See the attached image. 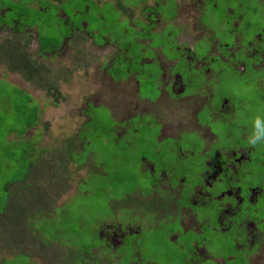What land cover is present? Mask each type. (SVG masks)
<instances>
[{"label":"rangeland","instance_id":"374dc122","mask_svg":"<svg viewBox=\"0 0 264 264\" xmlns=\"http://www.w3.org/2000/svg\"><path fill=\"white\" fill-rule=\"evenodd\" d=\"M24 1L28 0L13 2ZM92 1L80 2L83 7L79 10L63 4V9L68 8L62 15L57 2L36 0L28 6L38 9V6L52 5L42 15L45 23L50 15L53 17L49 27L38 28V31L35 27L24 28L22 33L0 27V264L44 263L43 252L33 256L30 248H19L20 244L15 240L3 239L2 232L9 204L31 199V189H27L26 182L32 183V178L15 181L23 178L30 166L33 169L37 165L54 163L55 158L60 164L59 169L66 167L61 173L69 183L67 188L62 189L51 182L53 179H48L44 187L49 204H27L20 214V221L32 225L45 242H49V253L76 252L75 257L69 258V264H101L104 260L106 264H191L193 259H198L201 264H264V244L248 258L258 245L250 251L241 241L244 237L240 230L242 226H237L239 221L250 220L252 209L257 211L254 216L263 218L264 195L259 197L257 205H240L231 215L230 227L226 230L209 227L210 222L215 221L212 215L216 214L210 211L222 205L213 196L202 200L204 206H193V219L197 223L188 230V226L185 229L178 219L180 210L190 207L188 196L194 185L200 184L204 186V192L215 194L216 190L205 183L210 182L216 172L208 163H217V156L224 155L221 150L217 151L220 145L240 142L254 146L249 154V173L246 169L243 175L229 172V178L232 182L247 179L241 192L244 197L250 194L245 187L262 179L260 190L264 194V174L260 178L257 175L264 161V69L248 74L247 70H240L244 65L238 64L235 72H227L225 80L210 83V87L204 89L205 95L214 94L216 104L224 97L225 105L229 107L225 119L210 121L208 117L204 124L209 122L208 126L216 131L217 142L206 145L193 133H183L181 139L172 140L163 133L169 135L166 128L173 125L172 128L179 129L178 125L186 123L184 118L191 112L182 114V109L186 111L190 105L187 95L196 91L193 86L197 74L189 66L185 72L180 71L178 65L175 69L167 67L165 54L169 57L182 55L184 51L181 48L174 50V46H184L181 43L186 42L189 56L202 58L212 40L229 46L235 42L234 35L241 32L243 39L240 41V35L235 44L240 47L238 57H243V48L248 51L264 48V12L255 4L259 3L264 10V0H250L245 5L242 2L246 0H219L215 8L207 4L213 0H206L205 9L202 0H146L140 4V0ZM238 3L242 5L238 7ZM4 5L0 2V7ZM54 6L64 21L57 17ZM8 16L9 13L6 18ZM153 16L154 21H149ZM33 17L34 14H30L22 19V24ZM128 18L140 22L135 21L134 27H130ZM239 18L240 26L237 27ZM141 19L152 23L153 27L149 29L150 26ZM181 25H185V29L178 32L176 27L181 28ZM200 35H209L212 40L199 41ZM137 38L145 39L139 42L146 46L149 39V46H152H148L151 55L148 54L149 58L144 62L149 63L155 53L159 66L154 63L128 69L119 62L123 56L130 58L139 54ZM39 44L44 49L42 55ZM128 44H131L130 48L122 53L120 50L124 52ZM52 46L60 48L48 53ZM222 52L225 48H217L215 44L209 55L217 57ZM206 57L208 60L210 56ZM261 58L264 59V54ZM159 67L161 71H158ZM175 72L182 74H179L182 92L178 91V98L168 103L171 97L165 92V73L171 79L170 74ZM129 73L134 76H128ZM13 87L29 95L31 102L27 101L26 94L16 92ZM195 117L201 118V114H195ZM203 119L199 120L202 122ZM184 130H187L186 126ZM242 132L245 138H240ZM195 136L197 141L192 142ZM168 143H173L172 157L166 156L171 147ZM178 148L182 149L179 151ZM68 149L71 160L66 155ZM38 156L40 160H37ZM143 159L146 162L142 164ZM218 161L226 168L225 161ZM147 163L150 171L153 168L152 172L148 171ZM162 172L173 185L181 188V192L167 191L166 194L159 189L165 187V177L160 176ZM202 173L204 181L199 177ZM223 174L219 172V178ZM152 184L159 185L151 191L158 196L146 199L147 202L152 199L148 203H134L148 195L146 191ZM32 188L37 192L35 185ZM165 195L166 200L175 205L174 213L155 211L163 206ZM224 197L222 202L229 198ZM109 204L117 206L110 207ZM125 204H129L127 208L133 205L135 209L118 206ZM114 222L128 223L133 228L139 225L141 231L137 237L131 238L132 234H128L126 240L131 238L132 244L123 242L121 249L125 254L122 257L118 258L119 250L109 257L92 258V249L106 244L99 235L100 228ZM257 228L263 236L262 226L257 225ZM236 242L242 245L241 248L236 247ZM37 245L40 247L39 243ZM197 246L211 257H201L204 253L200 255L197 251V254L192 253Z\"/></svg>","mask_w":264,"mask_h":264},{"label":"flooded vegetation","instance_id":"af4514ba","mask_svg":"<svg viewBox=\"0 0 264 264\" xmlns=\"http://www.w3.org/2000/svg\"><path fill=\"white\" fill-rule=\"evenodd\" d=\"M15 1V0H12ZM238 1V0H237ZM250 0H246L244 2H242L243 5H245L246 3H248ZM205 2L206 0H202V4L203 7L205 9ZM208 5L211 4V8H215L214 3H207ZM206 4V6H207ZM241 3L237 4L238 7H240L242 5ZM257 8L264 12V10L261 8V6H259V3H255ZM229 8H227L228 10ZM7 10L6 9H2L1 13H5ZM148 17V16H147ZM240 17V16H239ZM241 18V17H240ZM240 18H239V23L237 25V27L240 24ZM143 22H145L147 25L150 26L149 29H151L153 27L152 23H147L145 20L141 19ZM149 21H154L153 19L149 18ZM152 25V26H151ZM248 27V23L246 24V29ZM178 32H182L181 29H185V25H181V28L176 27ZM240 37V41H242V32L241 33H237L236 35H234V39L235 42H231L230 45H225V44H221L218 43L217 41H213L211 39V37L209 35H205L202 36L200 35L199 37V41L201 40H207V41H211V47H208V49L206 50V52L204 53V55L202 56V58H198V59H193L189 56V52H188V47H186V42L181 43V45L184 46H180L175 43L174 46V50H179L180 48L182 49L183 54H179V56L177 57H169L167 54H165V63L168 66H171V68H174L178 65L180 67V71H187L188 70V66L193 69L194 71H197L196 74V79L194 81V88H196V91L193 94H189L187 95L188 99L187 101L189 102V106L186 109H182V114L184 112H186V114L188 112H191L190 115L187 114V117L184 118V120L186 121L185 124H183L180 120L179 123H182V125H178L179 129H175L172 128L173 125H171V127L166 128L169 129L168 131H170L169 135L165 134V128L163 129V133H164V137H167L169 139L172 140H178L181 139V136L184 134L187 135H191L190 133H193L195 135H197V139L202 141L204 144L208 145V143H213V142H217L219 140L218 134H216V131L212 130V126H208L209 122H207V125H204L207 121V118L210 121H215V120H219L218 118H223L225 119L226 113L229 111V107L226 106V99L224 97L221 98V102L219 104H216L214 102V94L213 93H209L207 95H205V91L204 89H207L210 87V83L213 82H220L221 80H225V76L227 75V72H235L237 70V65L240 64V67L244 65V67L246 68L247 66H245L246 64L253 69H260L263 68L264 69V59L261 58L263 57L264 54V48H261L260 50H254V49H248L247 48H243V51L241 53H243V57H238L237 53L240 51V47L235 46L237 39ZM176 38V37H175ZM142 40V39H140ZM149 41V39H147ZM215 42V43H213ZM241 43V42H240ZM245 43L247 44V42L245 41ZM215 44L218 47H224L225 48V52H222L221 54H219L217 57L215 56H211L209 55L210 50L215 48ZM249 44V43H248ZM250 47V46H249ZM233 49L236 50V52H233ZM150 50V49H149ZM252 53V54H251ZM151 54V51H150ZM210 56L208 58V60L206 59V56ZM149 58V57H147ZM144 58V59H147ZM156 54L152 53V57L150 58V62H144V60L142 61V63H145L147 65L149 64H153L154 62L157 63V65L159 66L160 62H158L156 59ZM246 60L248 61V63L246 62ZM186 62V63H184ZM180 64V65H179ZM187 65V66H186ZM241 67L240 70L245 71V68ZM171 68H169V72L171 71ZM183 68V69H182ZM158 71H161L160 67L158 69ZM176 74V75H175ZM182 74L180 72H175L173 74H170V77L172 79V81H169L171 79H168V75H166L165 73V92H168L167 95L171 97V99H168L170 103L171 101H175L178 97V91H180V93L182 92V90H180V86H181V77ZM134 76V75H132ZM138 85V82H137ZM167 102V100H166ZM207 103H209V105H206ZM184 106L181 104V107ZM191 108V109H190ZM170 109H172L170 107ZM171 111V110H169ZM171 113L174 115V113L171 111ZM195 114H201V118L199 117H195ZM202 117L204 118L203 121L201 122L200 120H202ZM200 119V120H199ZM166 120V119H165ZM164 125L162 124V127ZM185 126L187 127V130L185 131L184 128ZM190 129V130H189ZM179 133V134H178ZM240 138H245V133L242 132L240 135ZM162 139V138H160ZM192 142H196V136L194 139L191 140ZM168 146H171L167 149L166 152V156H170L172 157V153L174 151V148H172L173 143L167 144ZM182 148H178L177 150H181ZM205 149H207V147H205ZM252 149H254V146L251 144H244V143H240V142H236L233 143L232 145H226V146H218V150H221L222 153L224 155H218L217 156V163H208V165H210L212 167V169L216 170L215 174L213 176H208V178H210V182L206 181V186H208L210 189L216 190L215 194L213 195L212 193H208V192H204L203 188L204 186H200L199 185H194V187L192 188V192L190 193V195L188 196V201L190 204L189 208H183L180 210V216L178 219H181V224L184 226H188L186 230H188L189 227H192L193 225H195V223H197L196 221H194L193 219V214H194V209L193 206H204L205 202H203L202 200L205 197L211 198L212 196L214 197L215 201L218 200L220 203H222V205H220L219 207H217V209H214L210 212H216L214 216V222H215V226L214 222H210L209 227L217 230V227L220 230H226L229 229L230 227V218L231 215L235 214V210L239 209V206L242 205L243 203L248 206L250 205H254V204H258L257 202H259V197H261L262 195H264L262 193V190H260L261 186L263 185V180L261 179V181L257 184L251 183L250 186H246L245 187V191L246 192H250V194L247 197L241 196V192L243 191V187L244 184L247 182V179L242 178L239 180H235V182H232L231 179L229 178L230 173L234 175H243L244 170H248V163L250 162V157L249 154L251 153ZM188 152V151H187ZM183 155V154H182ZM218 159H221L223 161H225L227 163L226 168L223 167V162H219ZM143 162H146L145 159H143ZM148 169L150 168V164L147 163ZM173 167V166H171ZM170 167V169H172ZM149 172L150 169L148 170ZM219 172H224V176L219 178L218 173ZM161 173V172H160ZM249 173V170L248 172ZM257 173V172H256ZM264 174V161L261 162V168H260V174L258 173L257 175L260 178V175ZM151 176V175H150ZM162 178L165 177V187H161L159 189L163 190L166 192V194H168L167 191L169 192H173V193H177L176 190H178V192H181V188L176 186L175 184L173 185L172 182L166 178V174L165 172H162V174L160 175ZM199 177L202 178V180L204 181V173L199 174ZM219 179V181H218ZM249 179V178H248ZM214 182V184L211 183ZM219 182V183H218ZM233 183H237L239 184L238 186H234ZM159 187L158 184H152V186L149 187V189L146 191V193L148 195H144V197L142 198L141 201H137L135 200L134 203H148L147 201H145L146 199L151 198V196H153L155 198V196L158 195H153L152 194V190L157 189ZM219 187V188H218ZM227 195L229 198L225 201L222 202V199H226L224 196ZM232 200V203L229 202V200ZM160 200V198H159ZM205 200V199H204ZM245 200V201H244ZM244 201V202H242ZM163 206L156 208L155 211H164L166 210L168 213H174L175 212V205H172V203H169L166 200V195H165V199L162 202ZM110 207H115L117 205L115 204H109ZM129 204H125V205H118L120 207H124V209L126 210H132L135 209L134 207H132L133 205H130V208H127L126 206ZM234 205H236L234 207ZM136 206V205H135ZM234 207V208H233ZM241 210V209H240ZM238 210V211H240ZM243 211H245V209L243 208ZM257 212L255 210L252 209V215L250 216V220L245 221L244 223L242 222H238L237 226L241 227L240 230L243 232L244 237L241 239L242 242H244V244H246L249 247V250L251 251L254 245H258V249L257 250H253L250 252V256H248V258H251L252 254L256 253L257 251H259V249H261L262 244H264V235H260L257 225H261L262 228L264 229V213L262 212V216L263 218H257L256 216H254V213ZM164 214V213H163ZM213 218V217H212ZM244 219V218H243ZM206 222V221H205ZM122 227V228H121ZM124 228V229H123ZM197 230V229H196ZM141 231V226L137 225L135 228H133V226L131 224L125 223V224H116V222H114L113 224H104V226L102 228H100L99 230V235L100 237H103V241L106 242V244H104V246H99V248L96 249H92V258H98L100 256L104 257H109L110 255H114L119 252V250L121 251L120 255H118V258L122 257L124 253V249L122 248V244L124 241L126 240V237L128 236L129 233L132 234V237H137L139 235ZM264 233V230H263ZM131 238L127 241V243L132 244V240ZM173 238V237H172ZM235 243V242H234ZM241 244L239 242H236V247L241 248ZM119 249H118V248ZM201 248V247H200ZM203 248V247H202ZM127 251V250H126ZM196 251L198 253H204L201 255L204 256L205 258H207V254L204 251H200L198 246L195 247L194 251H192V253ZM211 257V255H210ZM214 258V257H213ZM247 258V261L249 263V260ZM202 259V258H201ZM198 259H193V262L191 264H201L197 261ZM216 260V258H214V261ZM101 264H106L107 261H100ZM223 262V261H222ZM224 263V262H223ZM54 264V263H52ZM58 264V263H55Z\"/></svg>","mask_w":264,"mask_h":264},{"label":"trees","instance_id":"16d2710c","mask_svg":"<svg viewBox=\"0 0 264 264\" xmlns=\"http://www.w3.org/2000/svg\"><path fill=\"white\" fill-rule=\"evenodd\" d=\"M4 1L5 0H2V1L0 0L1 4H5L4 6L0 7V27L5 26L7 28H10V29L13 30L14 33L15 32L16 33H22V31L24 32V28L26 29V28L35 27V29L38 31V28H42L44 26H48L49 27L50 26V22L53 21V17L50 15L49 16L50 19L48 20L47 23H45L43 21L42 15L44 13L48 12L49 8L52 7L51 4L53 2H57V5L60 4L59 10L62 13V15H64L63 11H67V8H68L67 7L65 9H63V4H67L68 6L71 7L72 10H79V9H81L83 7V6L80 5V2H86V1H89V2L91 1L92 3L94 2L92 0H81V1H77V0H53V2H52V0H48V2L51 3V4H49L48 6H38V9H36V8L28 6V5L32 4V2H34L36 0H34V1L33 0L32 1L28 0V1H24V2H19V4L14 3L13 1L8 2V3L4 2ZM144 1H146V0H140L139 4L144 2ZM218 2H219V0H213L210 3H214L215 5H217ZM173 3H174V6H175V2H173ZM53 5H55V4H53ZM209 6H211V4ZM18 7H19V10H18ZM84 8H86V5L84 6ZM2 9H6L7 11L2 14L1 13ZM53 9H55V13L57 12V14H58L59 10H57V8L55 6H54ZM8 13H9V16L6 18V14H8ZM30 14H34L33 20L22 24L21 20L22 19L25 20V18H28V16ZM57 17L59 19H61L62 21H64L63 18H61V16L59 14L57 15ZM153 18H154V16L151 17L150 19H153ZM37 20H39V23L37 22ZM135 21L140 22L139 19H134L133 21H131V19L128 18V25L130 27H134L133 22H135ZM19 26H20V28H19ZM239 26H240V24H239ZM72 30H73V28L70 29V31H72ZM134 31L139 32L138 30H134ZM38 36H39V33H37V38H38ZM64 38L66 39V37H63V39ZM91 38L93 39L94 43L96 44L93 36ZM143 38H145V37H143ZM142 40H145V39H142ZM65 41H70V39L69 40H65ZM135 41L139 45V49H138L139 54L134 55V56H132L130 58H127L126 56H123V58L119 61L122 65H124L125 68H128V69H133L135 67V65H138V66L140 65V67H144L145 63H142V61L144 60V58H147L148 54L151 55L150 54V50H149L152 47V46H149V41L150 40L148 41V45L147 46L143 45L142 43L139 42L140 38L135 39ZM170 44H173V43H170ZM130 46H131V44H128V47H127L126 50L124 49V52L122 50H120V51L122 53H126V51L130 48ZM148 46L150 48H148ZM163 46H165V44H163ZM38 48H39L40 55H42L43 54L42 51L44 49L42 48V46L40 44L38 45ZM59 48L60 47L52 46V49H50V51H47V52L52 54L53 52L57 51ZM142 54H144V56H142ZM246 62L248 63L247 60H246ZM149 65H151V64H149ZM143 70H144V73H145V69L144 68H143ZM245 70L248 71V74H251L254 71L249 66V64L247 65ZM127 71H129V70H127ZM128 76H132V73H129ZM144 78H146V75H145ZM25 79L28 80V81L31 80L29 77H25ZM29 82H34V81L31 80ZM14 90L16 92H18V93L22 92L19 89L17 90L16 88H14ZM22 93H24V92H22ZM24 94H26V93H24ZM25 96L27 98V101L31 102V99H30L31 97H29V95H27V94ZM35 108L37 109V106H35ZM29 128H32V127L29 126ZM76 137H78V139L81 140L79 138L78 134H76ZM67 148H69V147H67ZM69 151H70L69 149L66 150V155H67V158L69 160H71L72 158L69 155V153H70ZM40 158L41 157L38 156L37 160H40ZM53 162L54 163L45 164L43 166L42 165H37L33 169L30 166L29 169L27 170L25 176L23 178H21L20 180H16L15 181V182H17V181L22 182V181H25L26 178H29V179L32 178L31 179V180H33L32 183H34V185L37 187V192H36L35 189L32 188L34 185H32L31 182L29 184L26 182L27 189H29V190L31 189L30 193L33 194V195L30 194L31 199H30L29 202H26L24 200V201H21V202H19V201L12 202L11 205L9 204L7 210L5 211L6 212L5 215L7 217V220L5 219L4 223H5L6 226L4 225L3 232H2L3 233V236H2L3 239H7L8 242H10L12 240H15L17 244L21 245V246L19 245V248H22V247L30 248L32 250L33 256L39 254L40 252H43L42 256L44 257L45 260L50 259L48 257L49 250H48V247H47L49 245V242L48 243H47V241L45 242V240L42 238V236L39 233L36 232V230L32 227V225H24V224H22L21 221H20V214H23V209H25L27 204H29V205H33L34 204L36 206H37V203H42V205L43 204H45V205L49 204L50 200H49V197H47V194H46V190L47 189H45V187H44V183L46 181H48V179H50V180L53 179L54 181H51V182L56 184L59 187L61 186L62 189H66L67 188L69 183H68V181L64 178V176L61 173L64 169H66V167H61L59 169L60 164L57 163V158H55L53 160ZM10 185H11V183H9V185L7 187L8 191H9V186ZM24 189H26V187ZM8 194H9V192H8ZM23 205H24V208H23ZM38 243L40 244V247H38V245H37ZM33 246L35 247V249H34ZM61 253L66 255L65 259L61 256V259H62L61 262L65 263V264H69L68 263L69 258L72 259L73 257H75V254H77L74 251L73 252H61ZM28 257L30 258V256H28Z\"/></svg>","mask_w":264,"mask_h":264},{"label":"crops","instance_id":"0c3cea01","mask_svg":"<svg viewBox=\"0 0 264 264\" xmlns=\"http://www.w3.org/2000/svg\"><path fill=\"white\" fill-rule=\"evenodd\" d=\"M61 256L65 259V256L66 255H64L63 253H61V252H50L49 253V255H48V257L50 258V259H47V260H43V264H52V263H58V264H65V263H63V262H61ZM85 264H89V263H85Z\"/></svg>","mask_w":264,"mask_h":264},{"label":"bare ground","instance_id":"6f19581e","mask_svg":"<svg viewBox=\"0 0 264 264\" xmlns=\"http://www.w3.org/2000/svg\"><path fill=\"white\" fill-rule=\"evenodd\" d=\"M4 56V55H3ZM12 70V69H11ZM97 92V91H96ZM84 93V92H83ZM62 98V97H61ZM88 99V98H87ZM43 102V101H42ZM33 141V140H32ZM26 171V170H25ZM55 246V245H54Z\"/></svg>","mask_w":264,"mask_h":264}]
</instances>
